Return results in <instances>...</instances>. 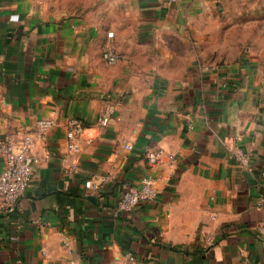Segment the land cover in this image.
<instances>
[{
  "label": "crops",
  "instance_id": "obj_1",
  "mask_svg": "<svg viewBox=\"0 0 264 264\" xmlns=\"http://www.w3.org/2000/svg\"><path fill=\"white\" fill-rule=\"evenodd\" d=\"M227 1L0 0V136L55 121L34 139L25 193L0 213V264H264V57L206 60L191 45ZM70 118L85 123L78 154ZM149 147L175 163L150 167ZM145 175L154 197L120 211Z\"/></svg>",
  "mask_w": 264,
  "mask_h": 264
},
{
  "label": "built area",
  "instance_id": "obj_2",
  "mask_svg": "<svg viewBox=\"0 0 264 264\" xmlns=\"http://www.w3.org/2000/svg\"><path fill=\"white\" fill-rule=\"evenodd\" d=\"M107 37L112 38L113 32L108 31ZM102 59L109 65H114L120 60L118 51L107 44L102 51ZM110 113L104 112L99 118L102 125H107ZM55 125L53 119H39L35 122L32 130L17 133V135L0 136V157L3 160V168L0 170V213L13 211L20 197L25 193L26 188L33 175V166L38 162V158L32 155V147L35 138L41 137L45 132ZM85 129V123L77 118H70L66 122L67 147L73 154L80 151L79 139ZM128 150L132 149L129 143L124 144ZM144 156L150 167H155L164 163L172 165L176 161V155L162 148H146ZM234 157L241 168L245 171L252 169V159L249 152L242 148L232 151ZM72 171H77L76 165L71 167ZM154 178L152 175H145L141 178L139 185L124 192L117 203L120 211H130L142 203L150 200L155 195ZM85 187L95 192L101 188L100 182H95L92 178L84 181ZM257 207L261 212L258 222V230L264 237V193L260 196ZM129 261H134L135 257L127 254Z\"/></svg>",
  "mask_w": 264,
  "mask_h": 264
},
{
  "label": "rangeland",
  "instance_id": "obj_3",
  "mask_svg": "<svg viewBox=\"0 0 264 264\" xmlns=\"http://www.w3.org/2000/svg\"><path fill=\"white\" fill-rule=\"evenodd\" d=\"M200 24L201 41L191 45L207 53L206 60L264 57V0H228ZM217 53L221 57L213 58Z\"/></svg>",
  "mask_w": 264,
  "mask_h": 264
}]
</instances>
